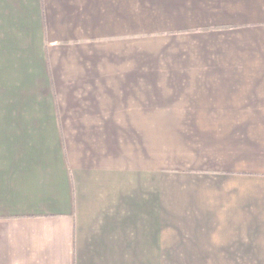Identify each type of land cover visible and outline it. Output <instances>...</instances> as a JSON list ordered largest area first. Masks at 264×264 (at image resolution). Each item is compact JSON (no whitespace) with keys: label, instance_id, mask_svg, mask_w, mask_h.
<instances>
[{"label":"crops","instance_id":"crops-1","mask_svg":"<svg viewBox=\"0 0 264 264\" xmlns=\"http://www.w3.org/2000/svg\"><path fill=\"white\" fill-rule=\"evenodd\" d=\"M0 264H264V0H0Z\"/></svg>","mask_w":264,"mask_h":264}]
</instances>
